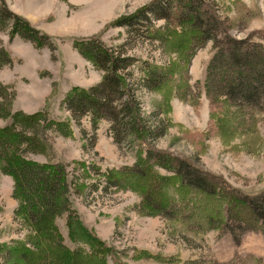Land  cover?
Segmentation results:
<instances>
[{
  "label": "rangeland",
  "instance_id": "1",
  "mask_svg": "<svg viewBox=\"0 0 264 264\" xmlns=\"http://www.w3.org/2000/svg\"><path fill=\"white\" fill-rule=\"evenodd\" d=\"M149 1L6 0L12 11L28 15L35 26L51 33L56 48L38 50L15 37L9 48L22 61L17 59L11 67L1 69L0 79L15 81L14 109L30 112L46 108L52 118L70 121V136L55 134V157L68 164L69 178L74 183L72 205L83 223L114 247L115 251L106 256L110 264H264V236L257 230L241 233L240 229H232L235 217L231 226L221 222L218 228L205 229L200 226L202 222H197L198 207L164 205L180 219L153 213L149 198L154 200L157 194L176 200L189 192L179 188L171 172L153 164L147 175H134L142 166L136 164L146 148L135 134L124 133L121 126L117 141L110 120L102 118L93 129L87 115L72 119L70 111L60 107L71 86L89 87L101 79L102 71L73 46L75 39L99 36L107 46L132 57L131 64L123 70L126 93L138 102V112L147 126L166 127L160 136L148 137L152 148L184 158L244 194L264 190V113L251 114L249 118L239 112L240 117L225 121L227 109L222 108L211 116L204 81L213 53L212 42L195 49L187 59L185 38L177 44L179 37L162 19H151L155 34L145 20L131 26L112 25ZM210 1L228 19L231 35L242 38L250 34L264 43V0ZM148 63L165 67L166 79L155 90L142 85ZM8 121L0 119L3 125ZM27 158L46 160L40 153H28ZM132 167L135 169L129 170ZM107 174L121 180L122 185L108 184ZM12 189V178L0 172V264H24L18 251L24 250L26 230L14 218L17 200ZM201 198L196 196L194 203L202 205L204 201H198ZM239 211L234 207L233 215ZM245 218L237 223L257 224L253 218ZM56 223L68 246L88 248L85 243L68 240L64 215ZM232 234L241 235L240 240L236 241Z\"/></svg>",
  "mask_w": 264,
  "mask_h": 264
},
{
  "label": "trees",
  "instance_id": "2",
  "mask_svg": "<svg viewBox=\"0 0 264 264\" xmlns=\"http://www.w3.org/2000/svg\"><path fill=\"white\" fill-rule=\"evenodd\" d=\"M151 19H162L167 27L172 26V34L179 37L177 44L185 38L184 44L188 45L189 50L185 56L187 59L195 49L208 41L212 42L213 53L204 81L211 116L214 111L219 114L222 108L227 109L223 117L225 121L235 120L241 114L250 118L251 114L264 113V43L256 41L250 34L242 38L231 35V24L221 16L214 1L151 0L134 13L119 17L112 25L131 26L135 21L145 20L153 28ZM0 31H7L9 41L19 36L36 48L48 47L51 51L56 48L49 34L12 11L6 0H0ZM152 31L155 34L154 28ZM73 46L82 57L101 70L102 75L97 83L89 87L71 86L62 98L60 107L70 111L72 119L87 115L93 129L97 128L102 118L110 120L117 141L121 138V126L124 133L135 134L141 142L146 143V148L145 154L138 157L136 165L142 163V166L135 170L134 175H147L155 165L171 172L178 179L179 188L189 192V195L180 194L176 200L157 194L154 200L149 198V209L153 213L179 218L164 209V205L169 208L183 205L198 207L197 222H202L200 226L205 229L218 228L221 222L229 224L232 217L237 222L246 221L245 217L249 216L257 224L249 221L242 225L235 221L232 229H240L241 233L257 230L264 236V190L254 195L244 194L230 187L220 176L201 170L173 153L150 146L148 137L160 136L166 127H158L160 130L157 133L156 126H147L138 112V102L133 95L126 93L123 70L131 64L132 57L123 56L107 46L99 36L75 39ZM13 63L10 52L0 44V68L12 66ZM165 73L163 65L150 66L148 63L142 85L149 90L158 89L166 79ZM16 93L13 82L0 81V118L9 120L0 126V172L13 180L12 196L17 200L14 218L26 230L24 250L21 253L18 251L19 256L24 264H110L106 256L115 251L114 247L98 238L83 223L72 205L74 183L69 178L68 164L55 157V134L70 136V121L52 118L46 108L30 113L14 110ZM238 124L241 125L240 122ZM28 153H40L46 160L39 162L29 159ZM108 174V184L114 187L122 185L121 180L112 179L113 175ZM198 195L202 197L198 201H204L202 205L194 203ZM217 201V205L214 204L216 208H213V203ZM236 206L240 211L233 215ZM62 215L65 217L68 240L85 243L87 249L73 248L65 242V236L56 223V219ZM233 237L239 241L241 235Z\"/></svg>",
  "mask_w": 264,
  "mask_h": 264
},
{
  "label": "crops",
  "instance_id": "3",
  "mask_svg": "<svg viewBox=\"0 0 264 264\" xmlns=\"http://www.w3.org/2000/svg\"><path fill=\"white\" fill-rule=\"evenodd\" d=\"M17 13V12H16ZM23 17H25L28 21H30V23H32V21L30 20V18H29V16L28 15H25L24 14V16ZM28 17V18H27ZM32 25H34L35 26V24L34 23H32ZM35 27H37L38 28V26H35ZM39 29L41 30V27L39 26ZM47 34H49V35H52L51 33H49V32H47ZM0 35H2V36H0V44H2V46L4 47V48H6L9 52H10V54H11V56L14 58V62L15 61H17V59H20V61H22V58H20V57H18L17 55H14L13 53H12V51L10 50V48H9V46H10V44H11V42L15 39V37H19V36H15L11 41H9V39H8V34H7V31H0ZM2 38V39H1ZM20 38V37H19ZM22 41H25L24 39H22V38H20ZM26 42H29V41H26ZM31 43V42H30ZM31 45L34 47V45L31 43ZM35 49H38V50H40V49H43V48H36V47H34ZM16 58V59H15ZM14 64V63H13ZM6 67H11V66H5V67H2V68H0V70L1 69H3V68H6ZM24 78V77H23ZM21 79H22V77H21ZM0 81L1 82H3V83H8V82H13L14 83V85H15V81H5V80H1L0 79ZM15 89H16V87H15ZM16 92H17V90H16ZM17 94V93H16ZM16 98V97H15ZM15 100V99H14ZM13 104H14V101H13ZM14 109V108H13ZM39 109H41V108H39ZM14 110H22V111H24L23 109H14ZM38 110V109H37ZM36 111V110H35ZM26 112V111H25ZM30 112H34V111H30ZM30 112H28V113H30ZM1 119V118H0ZM1 120H3V121H5V120H7V119H1ZM4 124V123H3ZM3 124H1L0 123V125H3Z\"/></svg>",
  "mask_w": 264,
  "mask_h": 264
}]
</instances>
